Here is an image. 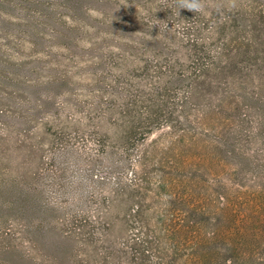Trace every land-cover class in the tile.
Listing matches in <instances>:
<instances>
[{
  "label": "rangeland",
  "instance_id": "1",
  "mask_svg": "<svg viewBox=\"0 0 264 264\" xmlns=\"http://www.w3.org/2000/svg\"><path fill=\"white\" fill-rule=\"evenodd\" d=\"M175 1L205 15L239 13V25L260 22L254 40L264 41V0ZM170 3L172 0H0V264H86V237L67 241L49 232V226L62 222L66 214H84L87 199L112 197L119 178L133 179L131 170L118 165L128 156L111 139L96 134L92 125L86 136V104L90 92L99 89L93 86L94 75L107 70L98 61L104 52L96 47L105 39L115 45L121 36L131 34L132 26L167 25L163 13ZM253 29L244 31L242 40L252 42ZM253 48L246 54V64L256 73L263 72L264 63H257L256 58L264 59V46ZM39 104L44 105L43 110L36 109ZM48 117L54 126L45 130L43 121ZM224 125L231 123L216 121L215 130L206 131L201 138L208 143L225 141L228 128ZM100 128L105 132L110 127L103 124ZM57 133L63 137L58 145L53 144ZM260 133V126L253 123L239 139L250 159L241 167L221 153L216 155L220 162L216 170L207 164L174 172L200 180L197 191L202 195L217 192L225 196L226 187L231 195L243 196V205L234 208L239 217L229 222L220 211L214 216L213 231L219 236L242 231L264 236V216L252 217L246 206L253 194L264 189V134ZM172 137L169 129L157 131L140 147L145 150L157 141L161 149L146 168L143 183L150 190L146 205L156 206L168 199L170 192L156 187L174 165V154L167 151ZM98 141L101 146L95 144ZM208 155L199 153L200 158ZM104 178L107 186L100 183ZM48 202L58 212L41 207ZM125 211L116 204L105 216L108 222H116ZM110 233L119 239L125 236L122 224ZM251 242L240 255L230 253L233 246L221 237L217 250L220 257L232 258L233 264H264V245L255 247Z\"/></svg>",
  "mask_w": 264,
  "mask_h": 264
},
{
  "label": "trees",
  "instance_id": "2",
  "mask_svg": "<svg viewBox=\"0 0 264 264\" xmlns=\"http://www.w3.org/2000/svg\"><path fill=\"white\" fill-rule=\"evenodd\" d=\"M173 1L163 13L167 25L132 26L131 34L121 36L115 45L105 39L96 47L104 52L98 61L107 70L94 75L93 86L99 89L90 92L86 104V136L92 125L96 134L111 139L114 147L128 156L118 165L131 170L133 179L119 178L112 197L87 199L84 214H66L62 222L49 226V232L67 241L86 237V264H233L232 258L219 256V238L233 246L230 253L241 252L250 245L249 240L252 246L264 245V236L258 232H224L219 236L213 231L219 211L229 222L239 217L234 208L243 205V196L237 192L231 195L226 187L225 196L217 192L202 195L197 191L200 180L174 173L207 164L215 169L220 166L216 155L221 153L238 161V167L250 161L239 139L253 123L264 134V70L256 73L245 60L251 48L264 46V41L254 40L260 22L239 25V13L205 15ZM251 27L252 42L242 40ZM240 57L243 60L239 62ZM256 62L264 63V59L257 57ZM36 109L43 110L44 105ZM216 121L231 123L224 125L228 128L226 140L208 143L201 136L215 130ZM103 124L110 127L108 131H101ZM43 126L52 129V119L46 118ZM164 129L173 134L167 151L174 154L175 161L156 189L170 193L166 202L146 205L150 193L143 183L146 168L151 156L161 149L157 141L145 150L140 147ZM55 135L53 144L58 145L63 137ZM202 151L208 152V157L200 158ZM100 183L108 185L105 178ZM252 196L254 199L245 204L250 215L264 216V189ZM116 204L126 211L116 222H108L105 215ZM41 207L59 210L52 202L41 203ZM118 224L125 233L120 239L110 233Z\"/></svg>",
  "mask_w": 264,
  "mask_h": 264
}]
</instances>
